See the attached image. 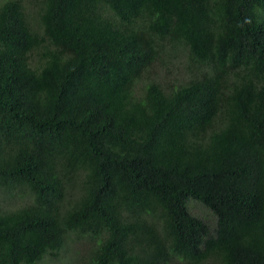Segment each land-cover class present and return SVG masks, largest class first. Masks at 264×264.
Returning <instances> with one entry per match:
<instances>
[{
    "label": "trees",
    "instance_id": "obj_1",
    "mask_svg": "<svg viewBox=\"0 0 264 264\" xmlns=\"http://www.w3.org/2000/svg\"><path fill=\"white\" fill-rule=\"evenodd\" d=\"M37 2L0 0V264H264V0Z\"/></svg>",
    "mask_w": 264,
    "mask_h": 264
},
{
    "label": "rangeland",
    "instance_id": "obj_2",
    "mask_svg": "<svg viewBox=\"0 0 264 264\" xmlns=\"http://www.w3.org/2000/svg\"><path fill=\"white\" fill-rule=\"evenodd\" d=\"M41 1V0H39ZM21 3L24 5V12L27 14L28 20L30 22V25L32 28L38 29V20H37V14L39 12V2L37 0H21ZM184 63V60L181 59ZM152 72H156L158 76V80L163 83L164 85H168L172 87V85H178L180 82L185 80L184 78V66L177 64L173 68L170 69V71H167V69L162 65L158 64V62L153 63ZM141 84L138 85L136 88V95L138 96L141 91L140 90ZM25 188L17 186L16 188H13V197H10L9 195H6L2 198L3 206L4 208L9 207H15L20 204H23L25 202H29L31 200V195L24 190ZM15 202L14 204H12ZM191 211L199 216H203L204 218H207L209 221L211 220V216L208 213L206 209H204L201 205H199L196 202H189ZM70 248L68 251H63L62 255V263L63 264L67 258V256H72L74 252L77 254H81L85 251V248L87 247L86 241L84 237L76 236L75 234L70 235ZM71 249V250H70ZM38 264H54L51 260L45 259Z\"/></svg>",
    "mask_w": 264,
    "mask_h": 264
}]
</instances>
